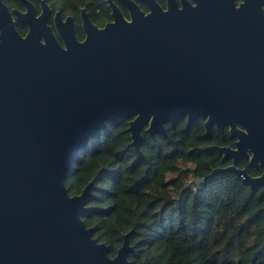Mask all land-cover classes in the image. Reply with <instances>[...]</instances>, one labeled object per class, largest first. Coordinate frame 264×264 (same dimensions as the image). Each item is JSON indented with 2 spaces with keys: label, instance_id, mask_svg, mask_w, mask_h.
Listing matches in <instances>:
<instances>
[{
  "label": "water",
  "instance_id": "obj_1",
  "mask_svg": "<svg viewBox=\"0 0 264 264\" xmlns=\"http://www.w3.org/2000/svg\"><path fill=\"white\" fill-rule=\"evenodd\" d=\"M112 21L94 24L82 9L84 39L72 16L46 0L10 9L0 0V264H130V232L114 257L83 215L94 180L70 195L66 180L82 147L107 122L129 119L131 145L166 123L204 120L206 134L228 128L235 147L209 145L233 164L196 183L264 168V10L233 0H120ZM53 22L51 25L50 22ZM20 23L27 27L21 35Z\"/></svg>",
  "mask_w": 264,
  "mask_h": 264
},
{
  "label": "trees",
  "instance_id": "obj_2",
  "mask_svg": "<svg viewBox=\"0 0 264 264\" xmlns=\"http://www.w3.org/2000/svg\"><path fill=\"white\" fill-rule=\"evenodd\" d=\"M29 1L39 10V0ZM46 1L62 17L77 18L86 8L97 12L96 23L109 20L105 0ZM4 2L24 9L21 0ZM17 28L27 33L25 25ZM77 36L84 34L79 30ZM128 122L108 121L82 147L66 180L70 195L94 180L83 220L93 237L110 247V256L130 232L135 247L130 264H264V187L251 189L230 174L196 183L225 165L216 151L204 148L230 144L228 133L206 134L203 119L188 124L183 116L166 123V133L155 138L144 128L136 150Z\"/></svg>",
  "mask_w": 264,
  "mask_h": 264
},
{
  "label": "flooded vegetation",
  "instance_id": "obj_3",
  "mask_svg": "<svg viewBox=\"0 0 264 264\" xmlns=\"http://www.w3.org/2000/svg\"><path fill=\"white\" fill-rule=\"evenodd\" d=\"M133 1L135 3H137L144 12H146V13L149 12L150 8H149V5L146 2H144L142 0H133ZM177 1H179V3H180V0H177ZM190 1H192V0H190ZM233 1H234L235 5L237 7H239L241 5H244V4H249V5H254L255 7H260V8H262L264 10V0H233ZM112 2L122 11V13L124 14V16L127 19H129L128 9L125 7V5L120 0H112ZM157 2L161 5V7H163L164 9H166V7H167V0H157ZM105 3H106L107 11L109 13V20H106L104 23H102L100 25V24H98V23H96L94 21V18L97 15V12L94 13L92 11L86 10V8H80L79 16L77 18L73 17L74 18V21H75V24H76V30L77 31L81 30L83 32V29H82V9H84L85 10V13H87L89 15V18L91 19V21L94 24H96L97 26H99V27H103L108 22H111L112 21L111 8L109 7V5L107 3V0H105ZM63 18H65V17H63ZM51 25H53V22H51ZM84 37H83V39H84ZM83 39H80V40H83ZM212 129H215V128H212ZM217 133L219 135H221L222 137L225 136V133H228V135H229V137L231 139V143L230 144L219 145V146H227V147H231V148H234L235 147L234 143H235V140L236 139L230 136L229 131H228V128H225L223 134H220L218 131H217ZM215 145H217V144H215ZM219 157L221 159V162L225 163V165L224 166H218V167H215V168H225V167H228V166H230V165L233 164V159L232 158L223 159V155H219ZM236 167L239 168V169H245L247 171V173L250 176H252V177H259V176H261V175L264 174V168L262 166H259V167L250 166L249 165V160L248 159H245V158L239 159L238 162H237V164H236ZM215 168H213V169H215ZM228 174L235 176L232 173H228ZM225 175H227V174H225ZM260 186L261 187H264V185H260Z\"/></svg>",
  "mask_w": 264,
  "mask_h": 264
},
{
  "label": "built area",
  "instance_id": "obj_4",
  "mask_svg": "<svg viewBox=\"0 0 264 264\" xmlns=\"http://www.w3.org/2000/svg\"><path fill=\"white\" fill-rule=\"evenodd\" d=\"M188 185H190V187H192V189H193V190H195V191H196V190H198V187H197V185H195V184H192V181H191V182H189V183H188Z\"/></svg>",
  "mask_w": 264,
  "mask_h": 264
}]
</instances>
